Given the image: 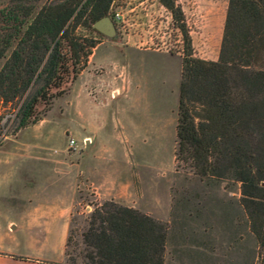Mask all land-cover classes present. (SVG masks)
<instances>
[{
	"label": "rangeland",
	"instance_id": "1",
	"mask_svg": "<svg viewBox=\"0 0 264 264\" xmlns=\"http://www.w3.org/2000/svg\"><path fill=\"white\" fill-rule=\"evenodd\" d=\"M227 2L177 0L195 56L218 58ZM19 3L0 0V38L11 31L1 11ZM95 26L79 29L100 41L87 66L75 79L66 78L60 88H53L49 102L36 104L35 122L20 127L18 114L35 86L12 101L0 99V185L65 191L73 186L78 204L71 217L66 264H85L82 233L91 214L106 201L127 205L97 198L93 185L85 182V171L94 170L95 163L82 127L106 125L112 132L123 127L135 146L124 160L119 193L126 200L134 189L143 207L137 210L166 224L164 264H256L259 247L240 202V183L208 182L177 166L183 38L171 13L159 0H113L108 18ZM14 45L0 55V67Z\"/></svg>",
	"mask_w": 264,
	"mask_h": 264
},
{
	"label": "trees",
	"instance_id": "2",
	"mask_svg": "<svg viewBox=\"0 0 264 264\" xmlns=\"http://www.w3.org/2000/svg\"><path fill=\"white\" fill-rule=\"evenodd\" d=\"M2 10L0 99L35 86L19 109V126L35 122L66 78L75 79L100 42L79 32L109 16L113 0H19ZM183 38L175 159L202 180L240 183L241 205L264 264V0H228L218 58L194 55L177 0H159ZM27 4V5H25ZM59 92H62L60 90ZM167 226L112 200L94 210L82 233L85 264H164Z\"/></svg>",
	"mask_w": 264,
	"mask_h": 264
},
{
	"label": "crops",
	"instance_id": "3",
	"mask_svg": "<svg viewBox=\"0 0 264 264\" xmlns=\"http://www.w3.org/2000/svg\"><path fill=\"white\" fill-rule=\"evenodd\" d=\"M200 27L205 28V25ZM111 83L113 81H107L105 85L110 87ZM106 127L92 125L88 130L82 127V134L89 139L88 155L95 163L94 170L85 171V182L93 185L97 198L114 199L141 210L138 192L131 189V197L126 200L119 193L123 188L121 169L124 160L130 159L129 149L135 144L123 127L115 132ZM77 204L73 186L65 191L57 188L17 190L0 185V264H66L71 217Z\"/></svg>",
	"mask_w": 264,
	"mask_h": 264
},
{
	"label": "built area",
	"instance_id": "4",
	"mask_svg": "<svg viewBox=\"0 0 264 264\" xmlns=\"http://www.w3.org/2000/svg\"><path fill=\"white\" fill-rule=\"evenodd\" d=\"M116 18L119 19V14L116 13ZM70 146H74L75 145V141L73 139H70Z\"/></svg>",
	"mask_w": 264,
	"mask_h": 264
},
{
	"label": "water",
	"instance_id": "5",
	"mask_svg": "<svg viewBox=\"0 0 264 264\" xmlns=\"http://www.w3.org/2000/svg\"><path fill=\"white\" fill-rule=\"evenodd\" d=\"M105 19H107V17H105V18H103V19H101V20H99L98 22H96V23H98V25H99V23H101L102 21H104ZM96 27V26H95Z\"/></svg>",
	"mask_w": 264,
	"mask_h": 264
}]
</instances>
